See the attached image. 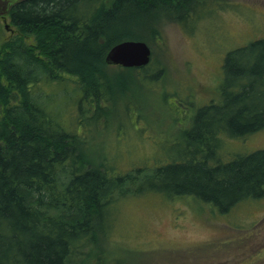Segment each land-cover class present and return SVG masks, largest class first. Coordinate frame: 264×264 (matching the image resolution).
Returning a JSON list of instances; mask_svg holds the SVG:
<instances>
[{"label": "trees", "instance_id": "obj_1", "mask_svg": "<svg viewBox=\"0 0 264 264\" xmlns=\"http://www.w3.org/2000/svg\"><path fill=\"white\" fill-rule=\"evenodd\" d=\"M211 2L23 0L11 6L14 35L0 44V264L113 262L105 242L127 197H192L225 214L264 196V149L235 153L225 142L264 129V36L226 52L215 99L196 109L178 156H155L125 171L99 151L85 152L71 124L51 116L50 98L38 87L74 77L77 103L110 89L123 102L132 71L154 74L157 82L162 68L148 73L151 60L141 68L108 64V49L124 39L158 40L164 21L196 25L195 16L209 13Z\"/></svg>", "mask_w": 264, "mask_h": 264}, {"label": "rangeland", "instance_id": "obj_2", "mask_svg": "<svg viewBox=\"0 0 264 264\" xmlns=\"http://www.w3.org/2000/svg\"><path fill=\"white\" fill-rule=\"evenodd\" d=\"M211 1L209 13L195 16L196 25L163 22L158 40L148 44V73L162 68L158 81L154 74L138 77L132 71L123 102L118 90L110 89L77 103L74 77L69 83L38 82L50 98L45 103L51 116L71 124L85 152L107 155L122 171L155 156H178L196 109L215 99L226 52L264 36V0ZM11 29L0 18V44L14 35ZM225 142L235 153L264 149V129ZM190 198L166 200L148 192L123 199L105 242L116 258L108 264H264V196L225 214Z\"/></svg>", "mask_w": 264, "mask_h": 264}, {"label": "water", "instance_id": "obj_3", "mask_svg": "<svg viewBox=\"0 0 264 264\" xmlns=\"http://www.w3.org/2000/svg\"><path fill=\"white\" fill-rule=\"evenodd\" d=\"M20 1L23 0H0V16L4 17L11 6ZM150 59L151 49L149 45L143 40L136 39H124L115 43L108 49L104 58L108 64L128 68L144 67L150 62Z\"/></svg>", "mask_w": 264, "mask_h": 264}, {"label": "flooded vegetation", "instance_id": "obj_4", "mask_svg": "<svg viewBox=\"0 0 264 264\" xmlns=\"http://www.w3.org/2000/svg\"><path fill=\"white\" fill-rule=\"evenodd\" d=\"M1 20L5 23L7 22V18L6 15L4 17L0 16ZM5 18V19H4ZM7 26H10V24L8 25L7 23L5 24V28H7ZM11 32L14 33V29H11Z\"/></svg>", "mask_w": 264, "mask_h": 264}]
</instances>
